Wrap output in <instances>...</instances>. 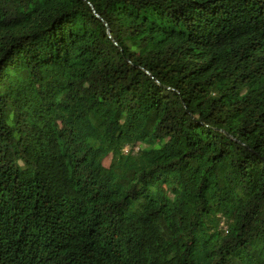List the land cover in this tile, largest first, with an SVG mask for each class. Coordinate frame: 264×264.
<instances>
[{"label": "trees", "instance_id": "obj_1", "mask_svg": "<svg viewBox=\"0 0 264 264\" xmlns=\"http://www.w3.org/2000/svg\"><path fill=\"white\" fill-rule=\"evenodd\" d=\"M0 264H264V0H0Z\"/></svg>", "mask_w": 264, "mask_h": 264}]
</instances>
